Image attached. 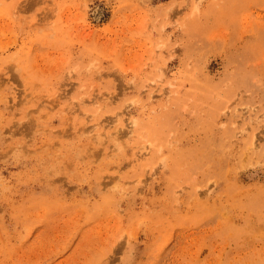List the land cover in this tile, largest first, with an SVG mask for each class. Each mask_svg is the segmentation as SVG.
<instances>
[{"label":"rangeland","instance_id":"374dc122","mask_svg":"<svg viewBox=\"0 0 264 264\" xmlns=\"http://www.w3.org/2000/svg\"><path fill=\"white\" fill-rule=\"evenodd\" d=\"M0 264H264V0H0Z\"/></svg>","mask_w":264,"mask_h":264}]
</instances>
